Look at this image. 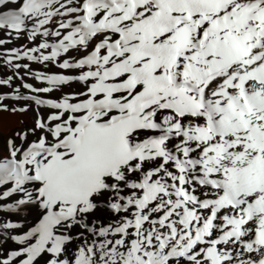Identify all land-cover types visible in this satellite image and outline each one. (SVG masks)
Returning a JSON list of instances; mask_svg holds the SVG:
<instances>
[{
    "label": "snow or ice",
    "instance_id": "6c2138e0",
    "mask_svg": "<svg viewBox=\"0 0 264 264\" xmlns=\"http://www.w3.org/2000/svg\"><path fill=\"white\" fill-rule=\"evenodd\" d=\"M0 30V112H33L0 264H264V0H0Z\"/></svg>",
    "mask_w": 264,
    "mask_h": 264
},
{
    "label": "bare ground",
    "instance_id": "6f19581e",
    "mask_svg": "<svg viewBox=\"0 0 264 264\" xmlns=\"http://www.w3.org/2000/svg\"><path fill=\"white\" fill-rule=\"evenodd\" d=\"M9 7H14L13 5H10ZM7 10V9H6ZM0 39H9V37L4 35V32L0 31ZM26 41L23 37L20 39H14L11 44H5L3 46H0V50L3 48H11V47H19L22 44H25ZM31 67L34 70H43V71H49V72H54V71H59L58 69H55L54 67H49L48 69H43L42 66L40 65H31ZM7 74V69L4 68L2 65H0V76H3ZM18 83V81H17ZM0 91H7V89H0ZM6 103H11V101H5ZM18 116L19 115V124H18V129H23L25 127L31 126L32 121H33V112L30 109L26 113H21V112H16V113H11V112H0V122L6 123L5 126L9 125L13 121V116ZM12 131H9L8 134H5L4 132L2 133L0 131V150L4 148V144L6 139L11 135ZM12 220L15 222V217H12Z\"/></svg>",
    "mask_w": 264,
    "mask_h": 264
},
{
    "label": "rangeland",
    "instance_id": "374dc122",
    "mask_svg": "<svg viewBox=\"0 0 264 264\" xmlns=\"http://www.w3.org/2000/svg\"><path fill=\"white\" fill-rule=\"evenodd\" d=\"M10 5H8V6H6V8L5 9H3V10H6L7 9V7H9ZM1 32H4L3 30H0ZM19 115L18 116H13V121H12V123L11 124H9V125H7V126H5V124L6 123H3L2 124V122H0V131L3 133H5V134H8V132L9 131H14V130H17L18 129V122H19Z\"/></svg>",
    "mask_w": 264,
    "mask_h": 264
}]
</instances>
